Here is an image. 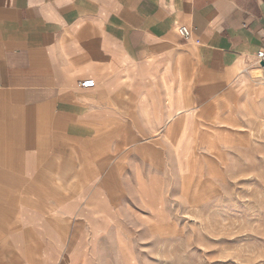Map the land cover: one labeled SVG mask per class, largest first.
I'll use <instances>...</instances> for the list:
<instances>
[{
  "label": "crops",
  "instance_id": "crops-1",
  "mask_svg": "<svg viewBox=\"0 0 264 264\" xmlns=\"http://www.w3.org/2000/svg\"><path fill=\"white\" fill-rule=\"evenodd\" d=\"M262 48L264 0H0V264L90 256L102 201L138 194L139 144L201 167L220 111L264 107Z\"/></svg>",
  "mask_w": 264,
  "mask_h": 264
},
{
  "label": "rangeland",
  "instance_id": "rangeland-1",
  "mask_svg": "<svg viewBox=\"0 0 264 264\" xmlns=\"http://www.w3.org/2000/svg\"><path fill=\"white\" fill-rule=\"evenodd\" d=\"M218 122V137L197 145L201 167L187 142L171 145L176 166L168 145L139 144L148 184L139 176V195L102 201L92 254L66 259V240L58 264H264V107L228 108Z\"/></svg>",
  "mask_w": 264,
  "mask_h": 264
},
{
  "label": "built area",
  "instance_id": "built-area-1",
  "mask_svg": "<svg viewBox=\"0 0 264 264\" xmlns=\"http://www.w3.org/2000/svg\"><path fill=\"white\" fill-rule=\"evenodd\" d=\"M179 36L185 41L188 42L191 38V30L187 29L184 26H178L176 28ZM256 61L258 63L259 68L264 72V48L260 49L256 53ZM96 86V83L92 79H87L78 83V88L80 89H92Z\"/></svg>",
  "mask_w": 264,
  "mask_h": 264
},
{
  "label": "bare ground",
  "instance_id": "bare-ground-1",
  "mask_svg": "<svg viewBox=\"0 0 264 264\" xmlns=\"http://www.w3.org/2000/svg\"><path fill=\"white\" fill-rule=\"evenodd\" d=\"M253 69V68H252ZM250 73H252V72H250ZM260 71L258 70V71H256L255 73H254V77H256L257 75H260ZM261 76V75H260ZM257 78V77H256ZM259 80V79H258ZM249 98V97H248ZM260 103V102H259ZM261 105V104H260ZM247 108V107H246ZM195 164V163H194ZM144 184V183H143ZM130 257V256H129Z\"/></svg>",
  "mask_w": 264,
  "mask_h": 264
}]
</instances>
